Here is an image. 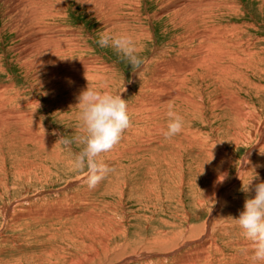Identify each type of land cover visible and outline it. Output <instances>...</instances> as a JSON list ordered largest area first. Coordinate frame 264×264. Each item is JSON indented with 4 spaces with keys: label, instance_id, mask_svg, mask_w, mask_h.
I'll list each match as a JSON object with an SVG mask.
<instances>
[{
    "label": "rangeland",
    "instance_id": "1",
    "mask_svg": "<svg viewBox=\"0 0 264 264\" xmlns=\"http://www.w3.org/2000/svg\"><path fill=\"white\" fill-rule=\"evenodd\" d=\"M29 1L0 0V264H251V243L233 218L243 210L242 185L264 181V0ZM40 28L77 49L59 54L66 47L52 37L22 59ZM213 28L227 49L213 48L216 63L203 66L210 75L195 67L189 82L173 76L175 91L193 99L177 110L182 131L132 138L140 130L132 123L97 158L111 171L89 189L86 169H73L72 152L53 134L71 138L77 129L79 109L65 101L70 86L89 81L121 94L128 109L152 102L154 112L161 98L150 87L174 81L155 69L181 71L178 50L198 40L182 41ZM101 33L130 35L141 67L101 48ZM21 212L29 216L15 221Z\"/></svg>",
    "mask_w": 264,
    "mask_h": 264
},
{
    "label": "clouds",
    "instance_id": "2",
    "mask_svg": "<svg viewBox=\"0 0 264 264\" xmlns=\"http://www.w3.org/2000/svg\"><path fill=\"white\" fill-rule=\"evenodd\" d=\"M96 43L101 47H111L134 68L139 69L143 60L133 38L127 34L101 33ZM85 79L88 81L86 73ZM79 109L78 126L71 138L58 134L60 143L72 152V167L77 171L86 169L85 183L89 189H94L111 171L104 163L98 162L101 153L110 151L121 139L122 133L131 126L128 106L121 94L98 90L88 81L76 97ZM166 129L164 137L172 138L183 128V117L172 110L166 113ZM75 144L80 150L72 151ZM253 179L247 185H242L246 193L243 210L237 218L241 235L252 246L251 264H264V181L253 184ZM254 195H247L253 193Z\"/></svg>",
    "mask_w": 264,
    "mask_h": 264
},
{
    "label": "bare ground",
    "instance_id": "3",
    "mask_svg": "<svg viewBox=\"0 0 264 264\" xmlns=\"http://www.w3.org/2000/svg\"><path fill=\"white\" fill-rule=\"evenodd\" d=\"M31 1V0H30ZM29 1V2H30ZM208 1V0H207ZM33 2V1H32ZM31 3V2H30ZM211 2H206L205 3V0H204V4H205V6H207L208 4H210ZM184 5V7H188L189 6V3H186V4H183ZM182 5V6H183ZM211 9V8H210ZM204 11L205 10H209V7H207V8H205V9H203ZM197 12H200V11H198V10H196ZM193 13H196L195 11L193 12ZM180 15L181 16H188V12L187 11H183V12H180ZM202 16H204V15H196L195 16V18H197V17H202ZM206 16V15H205ZM208 17V16H207ZM198 19V18H197ZM201 19V18H200ZM203 19V18H202ZM195 20V19H194ZM199 20V19H198ZM38 27V26H37ZM33 28H35V26L33 27ZM33 28H32V30H33ZM39 28V27H38ZM50 28V27H49ZM49 28H48V31H43V30H41L42 28H40L39 30H35L34 32H32V34L33 35H31V38L29 37V40H26L25 41V46L23 47L24 49H27L25 52L23 51V48H21L22 50V52H20V53H24V54H22V59L23 58H26V57H33L37 52H38V50L40 49V48H43L44 49V47H45V44L47 45V44H49V46H52L53 45V38L54 39H56L55 37H53V34H52V32L51 31H49ZM58 28V27H57ZM45 29V28H44ZM51 29V28H50ZM61 30V29H60ZM138 30V29H137ZM54 32H56L55 30H54ZM220 33H223L224 34V32H222V31H220V29H216V28H213V29H209L208 31H206V32H200V33H198L194 38H191L190 40H184V41H182V43L180 44V46L179 47H181L185 42H187V41H189L187 44H186V46L188 45V44H194V41H193V39H197L198 41H197V46L195 47V48H193V50H187V49H179L178 50V52H179V56H181L180 58L182 59V61L184 62V64L182 63V65H183V67H178V66H176V68L178 67V68H182L181 69V71L179 70V69H175V65H171L170 66V64H169V62L168 63H164V64H169V66L170 67H167L168 68V70L166 69V70H164V69H161V68H157V69H155V72H156V74L154 75V76H157V75H159V74H162V75H160V79H163L164 77H167L168 79H170V78H172V80H174V77H175V80L177 79L176 77H178V76H181V79H182V81H186V82H189V81H187L189 78H191L195 73H194V69H195V67H201V69H202V72H200L197 76H199V75H201L202 73H204V74H207V75H210V73H206L205 72V67H203L204 65H207V63L209 62V63H211V61H213V63L215 62L216 63V61H215V57L217 56V55H215V57H214V55H213V53H212V51H213V48H215V46H218L219 47V50L221 49L220 47L222 46L221 44H225L224 45V47H225V49H223L222 51H224V50H226L227 48H226V41H225V37H226V35L224 34V36L225 37H222L221 36V34ZM55 34V33H54ZM73 35V34H72ZM53 37V38H52ZM71 38V37H70ZM25 39V38H24ZM71 39H73L72 41L74 42L75 40H74V38L72 37ZM56 40H58V42L60 43L61 41L59 40V39H56ZM56 40H54V41H56ZM67 40V39H66ZM207 42L208 44H209V47H207V49H205V51L206 50H209L208 51V54H206L204 51H203V49H201V48H203L202 47V45L205 43V42ZM45 42V43H44ZM57 42V43H58ZM64 42V41H63ZM200 43V44H199ZM24 44V43H23ZM61 44V43H60ZM191 44V45H192ZM62 46H64V47H66V48H60L59 46V54H60V50H62V51H64V50H71V51H73V50H76L77 49V46L75 45V43H70V41L68 42V44H67V42H66V44L64 45V44H61ZM185 45V44H184ZM220 45V46H219ZM67 46H70V47H67ZM205 46H206V44H205ZM26 47V48H25ZM46 47H48V46H46ZM182 48V47H181ZM216 49V48H215ZM218 50V48H217V52L219 51ZM20 51V50H19ZM222 51H220V52H218V53H220L221 54V57H218V58H216V60H219V61H221V58H223L224 57V55H223V52ZM224 52H226V51H224ZM192 53L195 55V54H197V57L195 58V56L193 57V56H191V57H193V58H190V55H192ZM22 59H20V60H22ZM180 59V60H181ZM33 60V59H32ZM44 60V59H43ZM24 61H25V59H24ZM175 61H176V58H175ZM178 61V60H177ZM41 62H43L42 60H41ZM25 62H22L21 64H24ZM43 63H45V62H43ZM212 63V64H213ZM25 65V64H24ZM177 65V64H176ZM179 65H181V64H179ZM210 65V64H209ZM163 66V65H162ZM82 67V66H81ZM86 67V66H85ZM165 67V66H164ZM213 67V66H212ZM215 67V66H214ZM78 68V67H77ZM163 68V67H162ZM166 68V67H165ZM61 69H63V68H61ZM76 69V68H75ZM208 70H209V68H207ZM206 69V70H207ZM219 69V68H218ZM154 70V69H153ZM178 70L180 71V72H178ZM207 70V71H208ZM169 71H170V73H169ZM189 71H191L190 73H188ZM209 71H211V70H209ZM178 72V73H177ZM27 73V72H26ZM74 74V73H73ZM174 76V77H173ZM179 78V77H178ZM180 79V78H179ZM175 80L174 81H171L172 83H163V84H161V85H159L158 83H154V84H152V86L150 87V91H153L154 93L157 91V93H159V95H157V93H156V95L159 97V98H161L160 100H155L154 101V104H152V106H151V108L154 110V112L153 111H151L149 114H148V111L150 110H147L149 107H150V104L152 103V102H150V103H148L147 105H144L143 104V101H139L140 103L139 104H137L136 106L135 105H133V107L132 106H130V107H132V108H130V109H128V111L129 112H132L130 115H132V116H135V119H131V124L132 123H134L135 125L136 124H138L139 126H140V130H139V132H137V133H132V138H137L138 136H143L144 134H148V133H152V131H154L155 133L156 132H158V133H160L161 134V137L160 138H162V133L164 132L163 130H165L166 128V124H165V126L163 125V126H161V124H163V119L165 118V115H166V113H167V111L169 110V105H171L172 106V110L173 111H175V112H177V110H179L180 109V106L179 105H181V104H185L186 106H188V107H190L189 105H188V103H185V102H188V101H190L192 98H190V97H188V96H186V95H184V94H181V93H178V92H176L175 91V85H177V83H174L175 82ZM167 81V80H166ZM179 81V80H178ZM177 81V82H178ZM162 82V81H161ZM164 82V81H163ZM184 83V82H183ZM182 83V84H183ZM182 84H181V86H182ZM147 86V85H146ZM178 86V85H177ZM183 87V86H182ZM185 87V86H184ZM186 87H188V85H186ZM146 88V87H145ZM194 88H196L195 86H194ZM82 89H84V87L82 88V87H76V86H73L72 87V85L70 86V90H69V95H67V97H66V99H65V101H67V104H69L70 106H75L76 104H77V99H76V97L78 96V94H79V92L82 90ZM190 89V88H189ZM192 89V88H191ZM198 89V88H197ZM148 90H146L145 92H147ZM183 91V90H182ZM141 93V92H140ZM68 94V93H67ZM187 94V93H186ZM189 94V93H188ZM152 97V94H151V96H149L148 98H151ZM145 98V97H144ZM173 98H175L179 103H178V109L176 108V109H174L173 108V105H172V103H171V100L173 99ZM143 99V98H142ZM155 99V98H154ZM158 99V98H157ZM140 100V99H139ZM148 100V99H147ZM193 100V99H192ZM192 102V101H191ZM195 102H192V104H194ZM177 104V103H176ZM191 104V103H190ZM65 105V104H64ZM175 105V104H174ZM2 107V106H1ZM194 107V106H193ZM198 107V106H197ZM181 109H182V107H181ZM188 109V108H187ZM10 110H12V109H10ZM1 112V111H0ZM14 112V111H13ZM18 112V111H17ZM188 112V111H187ZM7 113V112H6ZM15 113V112H14ZM18 113H16V115H17ZM194 114V113H193ZM4 114H0V117L1 116H3ZM8 115V114H7ZM10 115V114H9ZM13 115L14 114H11L9 117H10V120H11V116L13 117ZM129 115V116H130ZM140 115H144L143 117H140ZM186 115V114H185ZM15 116V115H14ZM18 116H20V115H18ZM16 117V116H15ZM183 117V116H182ZM7 118H8V116H7ZM14 118V117H13ZM12 118V119H13ZM158 118H160L159 119V123L158 124H155V122H156V120L158 119ZM184 118H186V117H184ZM18 119V118H17ZM15 120V119H14ZM188 120H190L189 119V117H188ZM187 120V121H188ZM4 121V120H3ZM141 123V124H140ZM13 124V123H12ZM153 132V133H154ZM259 134H261V132L259 133ZM149 135V134H148ZM151 136H154V135H151ZM127 137V136H126ZM148 137V136H147ZM159 137V136H158ZM128 138H125V140H127ZM146 140H148V139H146ZM206 149V148H205ZM215 196V195H214ZM217 196V195H216ZM59 214V213H58ZM27 216H29V214H27V213H25V212H21L20 214H19V216L17 217V219H15V221H24V217H27ZM61 216V215H60ZM14 220V218H12L10 221H13ZM196 240V239H195ZM199 246V245H198ZM179 249V248H178ZM198 250V249H197ZM199 253V252H198Z\"/></svg>",
    "mask_w": 264,
    "mask_h": 264
}]
</instances>
